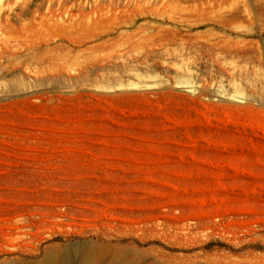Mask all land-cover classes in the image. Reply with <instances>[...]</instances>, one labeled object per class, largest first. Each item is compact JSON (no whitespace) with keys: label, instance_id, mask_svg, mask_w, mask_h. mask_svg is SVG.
<instances>
[{"label":"rangeland","instance_id":"rangeland-1","mask_svg":"<svg viewBox=\"0 0 264 264\" xmlns=\"http://www.w3.org/2000/svg\"><path fill=\"white\" fill-rule=\"evenodd\" d=\"M0 264H264V0H0Z\"/></svg>","mask_w":264,"mask_h":264}]
</instances>
